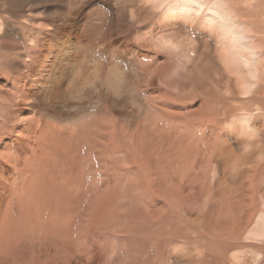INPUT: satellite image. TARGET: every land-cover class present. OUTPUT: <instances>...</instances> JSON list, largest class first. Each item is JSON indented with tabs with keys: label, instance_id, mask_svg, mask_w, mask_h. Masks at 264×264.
<instances>
[{
	"label": "rangeland",
	"instance_id": "1",
	"mask_svg": "<svg viewBox=\"0 0 264 264\" xmlns=\"http://www.w3.org/2000/svg\"><path fill=\"white\" fill-rule=\"evenodd\" d=\"M206 2L245 21L264 65L262 0ZM137 4L37 0L18 9L0 0V43L11 49L0 68V264H264L263 253L255 254L261 244L243 236L251 212L264 209L262 199L245 212L238 207L253 194L249 179L238 198L217 190L214 148L225 135L197 112L214 97L194 79L224 105L226 78L209 67L195 26L157 31L156 17L141 21ZM75 21L82 28L92 21L102 32L88 40L70 30ZM53 32L67 41L54 49L71 56V96L62 97V88L37 71L43 92L31 95L25 129L14 111L28 104L11 93L28 92L33 54L48 53ZM232 102L252 106L248 96ZM263 114L252 135L255 152L264 151ZM46 119L57 128L40 140ZM258 182L264 187V171ZM196 218L203 222L192 223Z\"/></svg>",
	"mask_w": 264,
	"mask_h": 264
},
{
	"label": "bare ground",
	"instance_id": "2",
	"mask_svg": "<svg viewBox=\"0 0 264 264\" xmlns=\"http://www.w3.org/2000/svg\"><path fill=\"white\" fill-rule=\"evenodd\" d=\"M9 1L13 2V4L18 9H20L26 3L32 1L36 2L37 0ZM136 1L138 3L136 5V13L142 18L141 21L147 22L151 19V17L155 16V30L157 31L163 32V30L168 29L169 27L184 28L186 26H195L199 30V41L201 42V44L205 45L204 49L206 50L205 54L209 67L212 69V72H220V74L223 76L222 78H226L224 79L226 80L224 81V96L227 103L225 102L226 104L224 105L221 101V98L219 99L218 95H216V93L214 92L215 90H210L207 87L208 85L206 84V86L202 82L201 78L198 77L197 80L194 79V81H196L197 85L201 88L202 91L204 88L206 92L212 93V99L214 97V101L204 100L202 104L199 105V108L197 109L199 116H201L202 121L208 120L211 123L218 122L222 126V130L220 132L222 133L223 131L225 135L219 140V143L214 148L215 162L217 163L216 166L221 169V177L218 179L216 184L217 190L224 193L223 195L229 193L230 198L231 196H235V198H238V195L235 192L239 193L240 190L245 187V185L243 187V183L246 181V179H249V189L253 190V194H250L247 197L244 195L241 200L243 203L236 199L238 202V207L240 206V208L242 209V207L244 206L246 209H244L243 207V212L248 209L250 210L252 209V205L254 204V202H256V199H262V205L264 206V187H259L258 182L259 176L264 171V151L263 149H260V151L258 150L256 152L253 151L254 148L251 146L252 138L241 141L238 140L235 135L241 127L252 129L253 135L258 132V127L260 128V125H258V123L260 122L257 121V118L259 113L264 111V65L262 62L263 56L260 52V49L258 48L257 41L255 39H252V36L248 33L245 26L243 25L245 21L241 20V17L239 15L234 14V10L226 9L223 6L217 5V3L208 5L206 0ZM261 4L264 5V0H262ZM2 23L3 22H0V32L2 30ZM70 30H79L82 33H85L86 36L88 33L91 36V38H88V40H93L92 37L100 35V33L102 32L99 26L97 27L92 25V21L87 23L84 28L81 27L80 22L75 21L70 25ZM4 34L5 33H3V35ZM19 40L20 41H16L17 47L21 46L22 39H20L19 37ZM59 40L60 41H58L57 35L54 32L51 33L48 44L49 49L47 48L48 53H46L44 56L33 54L34 60L32 63L34 66V70L31 71L32 81L31 85H29L28 92H23L24 85L20 82H16V86L19 87L18 89L22 90L24 95L23 97L21 94L19 95V93L17 94L11 90L12 100L21 97V99L28 104L27 106H25V108L20 107L17 109V112L14 111L15 119L21 120L22 126L25 129L26 127H28V125L26 124V122H28L27 116L25 114L33 108L31 104L28 103L30 102L31 95L32 93L38 92L37 94H39L40 91L43 92V90H41L40 88L41 82L37 71L39 72V74L41 71L43 76L47 78V80H49L50 84L57 83L58 86L62 88V97L66 96L67 98H70L71 96L67 85H70L71 82L75 81V71L73 66L71 65V62L70 64L68 62V58L70 55L67 52L65 53L64 49H54L56 47L55 44L62 43L63 46L67 44V41H65L64 39ZM34 43L33 45L34 47H36L37 43ZM164 43H167L166 39L164 40ZM0 45L1 50H3V53L0 54V68L2 69L8 64L3 59L4 52L6 49L10 50L11 52V49L6 41H2ZM55 58H58V60H56ZM139 66L143 67V62L140 63ZM17 69L19 70L20 67H17ZM162 70V67H159V69L151 71L149 75L145 77L146 79L144 80V85L149 86L150 79L152 80L157 75L161 74ZM16 90L17 89H15L14 91ZM45 91L47 90L45 89ZM242 96H248L249 101L252 102L251 107H243L241 103V105H235V103L232 102L238 99L242 100ZM218 104H220L221 106L219 107ZM254 105L255 107H253ZM221 107H223L225 111V115L223 114L222 116L218 112V109ZM53 111L55 110L53 109ZM261 117H259V119ZM34 125L36 128L38 127L37 123H35ZM56 128L57 126L55 123H52V121L46 119L45 124L41 129L40 135L43 134L45 130L52 131ZM41 138L43 139V135H41L40 140ZM231 139H233L235 142H231ZM241 144H247V146L250 147V150L242 149ZM234 145L235 147L233 148ZM258 152L261 153L259 156L260 161L256 160ZM137 155H142V153L140 154V152H137ZM248 201H251L250 207V203ZM258 208L260 209L259 203ZM252 212L251 217L250 219H248V223L245 226L243 236H245L246 239L259 242L261 244L260 250L262 252L257 250L255 254L263 253L264 255V209L260 211L258 210L257 212L255 210L254 213ZM191 222L199 224L200 222H203V220L196 218ZM237 226H240V223L239 225L237 223ZM202 227L207 228L208 225L204 224V226ZM256 257L257 260L255 262H259V257Z\"/></svg>",
	"mask_w": 264,
	"mask_h": 264
},
{
	"label": "clouds",
	"instance_id": "3",
	"mask_svg": "<svg viewBox=\"0 0 264 264\" xmlns=\"http://www.w3.org/2000/svg\"><path fill=\"white\" fill-rule=\"evenodd\" d=\"M236 135V138L238 140H248V139H251L252 138V135H253V132H252V129L250 128H245V127H241L237 133L235 134ZM247 144H241V148L242 149H247Z\"/></svg>",
	"mask_w": 264,
	"mask_h": 264
}]
</instances>
